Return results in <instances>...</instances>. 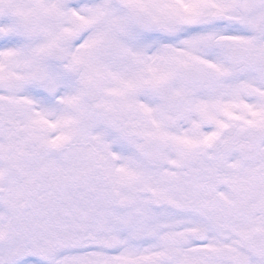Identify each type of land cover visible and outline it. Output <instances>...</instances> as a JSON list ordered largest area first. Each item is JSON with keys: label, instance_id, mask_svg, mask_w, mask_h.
<instances>
[{"label": "snow or ice", "instance_id": "obj_1", "mask_svg": "<svg viewBox=\"0 0 264 264\" xmlns=\"http://www.w3.org/2000/svg\"><path fill=\"white\" fill-rule=\"evenodd\" d=\"M0 264H264V0H0Z\"/></svg>", "mask_w": 264, "mask_h": 264}]
</instances>
